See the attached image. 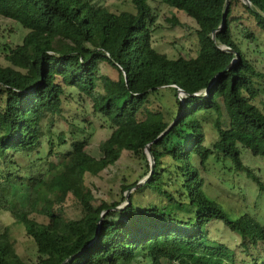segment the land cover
Instances as JSON below:
<instances>
[{"label": "trees", "instance_id": "16d2710c", "mask_svg": "<svg viewBox=\"0 0 264 264\" xmlns=\"http://www.w3.org/2000/svg\"><path fill=\"white\" fill-rule=\"evenodd\" d=\"M162 1L195 21V55L152 45L149 0H131L133 11L96 0H0V15L27 29L21 42L0 47V185L19 203L11 215L34 245L32 254H20L2 225L0 264H264V222L226 208L202 175L210 155L221 153L264 190L241 156L244 148L264 157V101L257 100L264 72L232 25L246 17L264 33V0ZM243 37L255 34L245 29ZM103 60L115 77L98 73ZM164 85L173 103L151 107L150 95ZM88 102L111 128L99 157L86 151L88 114L64 117L65 136L57 128L66 104L84 112ZM209 120L211 146L204 142ZM124 149L143 159L146 178L127 196L137 180L125 183L118 200L97 207L85 173L97 174ZM143 189L170 206L136 204L134 193ZM213 223L236 235L234 247L211 237Z\"/></svg>", "mask_w": 264, "mask_h": 264}, {"label": "rangeland", "instance_id": "374dc122", "mask_svg": "<svg viewBox=\"0 0 264 264\" xmlns=\"http://www.w3.org/2000/svg\"><path fill=\"white\" fill-rule=\"evenodd\" d=\"M102 5L109 7L111 10L120 11L123 9L134 10L131 0H96ZM155 13V21L152 32V45L159 51L169 53L171 55L182 54L184 56H193L197 53V39L194 32L196 28L195 21L186 15L183 11H179L162 0H149ZM178 19V22L174 20ZM234 36L246 52V54L254 61L257 69L264 72V33L260 31L250 19L241 17L233 24ZM255 34L254 39L243 37L244 30ZM27 29L19 22L11 18L0 15V47L5 41L11 45L21 42L23 35ZM98 38L94 39V42ZM0 61L6 63L3 52L0 48ZM99 74H107L112 77L116 76V69L107 61H100ZM260 86L264 90V77L259 78ZM71 88V87H70ZM75 98H78L75 95ZM264 101V91L260 92L257 100ZM87 99V98H86ZM150 106L163 108L173 103V91L169 86H161L158 91L150 95ZM89 101V100H87ZM262 106L261 102H257ZM59 124L57 128L67 132L68 125L64 117H73L76 121L80 120L85 114L91 124L85 122L91 130V137L86 146V151L95 157L102 155L98 143L105 138L111 131L107 123L98 115H94L91 111L89 102L86 103V110L83 112L80 108L74 109L66 104L61 109ZM206 145L211 146L216 139V130L209 120L204 126ZM63 146L62 148L66 147ZM241 156L243 161L251 166L264 179V157L253 156L244 148H241ZM51 159H58L55 155L50 156ZM22 165H27L26 160L19 156ZM148 160L151 163L152 158L148 154ZM146 166L142 158L134 156L129 150H122L120 157L112 164L100 170L97 174L89 172L85 173V183L91 188L97 207H101L113 200H118L122 195V185L131 183L134 180L143 183ZM205 178V187L209 195L220 201L226 208L232 212L248 211L255 215L259 220L264 222V190H259L257 185L245 174L235 171L232 162L223 157L221 153H213L208 158L205 168L202 170ZM143 181V182H142ZM135 186L131 187L132 190ZM10 188L5 182L0 185V227L7 224L10 227L12 237L15 240L17 251L22 255H30L34 252V245L24 233V226L19 225L13 220L11 210L19 207L17 200L9 193ZM124 194H128V189L124 190ZM134 202L136 204H160L168 205L162 197L148 189L134 193ZM170 206V204L168 205ZM70 215H74V211L67 208ZM236 213H232V216ZM210 235L214 239L224 242L234 247L238 238L226 226L219 223H213ZM224 264H230L225 262ZM239 264V263H236Z\"/></svg>", "mask_w": 264, "mask_h": 264}, {"label": "water", "instance_id": "95a60500", "mask_svg": "<svg viewBox=\"0 0 264 264\" xmlns=\"http://www.w3.org/2000/svg\"><path fill=\"white\" fill-rule=\"evenodd\" d=\"M227 4H228V2H226V5H225V9H224V12H223V16H222V24L220 25V26H223L224 25V23H225V14H226V12H227ZM181 91V93L183 92L182 90H180ZM180 93V94H181ZM170 124H172V123H170ZM152 169H153V159H152V161H151V163H150V171H152ZM143 182V181H142ZM141 182H137L134 186H136V185H138V184H140ZM131 188V187H130ZM130 188H128V193H129V191H130ZM128 195V194H127ZM126 195V196H127Z\"/></svg>", "mask_w": 264, "mask_h": 264}]
</instances>
